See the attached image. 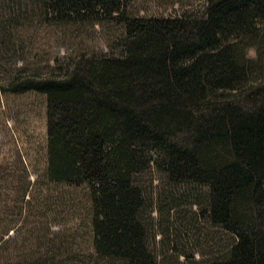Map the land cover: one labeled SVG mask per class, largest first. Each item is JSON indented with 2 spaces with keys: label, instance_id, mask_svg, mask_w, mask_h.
I'll list each match as a JSON object with an SVG mask.
<instances>
[{
  "label": "trees",
  "instance_id": "16d2710c",
  "mask_svg": "<svg viewBox=\"0 0 264 264\" xmlns=\"http://www.w3.org/2000/svg\"><path fill=\"white\" fill-rule=\"evenodd\" d=\"M34 22L114 25L121 49L42 72L25 62ZM262 62L264 0H204L200 16L143 14L137 0H0V94L46 98L44 169L31 178L0 159V264H163L140 179L150 167L203 186L196 203L232 237L213 256L174 251V264H264V78L251 76Z\"/></svg>",
  "mask_w": 264,
  "mask_h": 264
},
{
  "label": "rangeland",
  "instance_id": "374dc122",
  "mask_svg": "<svg viewBox=\"0 0 264 264\" xmlns=\"http://www.w3.org/2000/svg\"><path fill=\"white\" fill-rule=\"evenodd\" d=\"M203 3L204 0H137L141 13L155 16L190 13L200 16ZM117 32L114 25L65 28L35 23L24 30L25 62L30 68L57 73L69 66L77 53L117 54L121 49ZM249 48L253 47H247L246 51ZM263 63L251 76L264 78ZM45 155V95L34 90L1 93L0 159L8 161L11 168H26L31 178H35L44 169ZM19 157L22 165L17 162ZM140 179L155 200L152 211L155 239L163 238L162 244H155V249L168 250L163 264H174V251L193 254L194 258L213 256L231 241V234L212 224L196 203L203 200V186L193 183L173 186L154 167L142 171ZM178 259L182 260V256Z\"/></svg>",
  "mask_w": 264,
  "mask_h": 264
},
{
  "label": "clouds",
  "instance_id": "9594fccd",
  "mask_svg": "<svg viewBox=\"0 0 264 264\" xmlns=\"http://www.w3.org/2000/svg\"><path fill=\"white\" fill-rule=\"evenodd\" d=\"M246 57L249 58V59H252V60L257 59V53H256L255 49L254 48H249L246 51Z\"/></svg>",
  "mask_w": 264,
  "mask_h": 264
}]
</instances>
